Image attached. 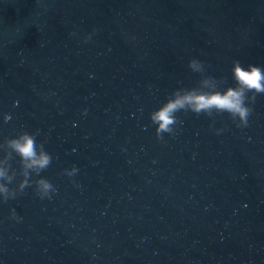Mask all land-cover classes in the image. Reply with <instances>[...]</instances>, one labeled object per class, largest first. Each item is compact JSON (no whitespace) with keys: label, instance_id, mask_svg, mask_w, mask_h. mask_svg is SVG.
I'll use <instances>...</instances> for the list:
<instances>
[{"label":"water","instance_id":"obj_1","mask_svg":"<svg viewBox=\"0 0 264 264\" xmlns=\"http://www.w3.org/2000/svg\"><path fill=\"white\" fill-rule=\"evenodd\" d=\"M0 264H264V0H0Z\"/></svg>","mask_w":264,"mask_h":264}]
</instances>
